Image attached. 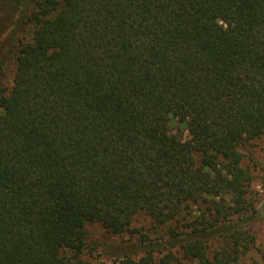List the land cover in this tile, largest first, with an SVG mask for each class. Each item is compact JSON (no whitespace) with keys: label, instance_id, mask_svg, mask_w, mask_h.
<instances>
[{"label":"trees","instance_id":"1","mask_svg":"<svg viewBox=\"0 0 264 264\" xmlns=\"http://www.w3.org/2000/svg\"><path fill=\"white\" fill-rule=\"evenodd\" d=\"M27 21L0 87V264H103L94 224L150 241L113 264L237 263L256 241L240 147L264 134V0H35Z\"/></svg>","mask_w":264,"mask_h":264},{"label":"rangeland","instance_id":"2","mask_svg":"<svg viewBox=\"0 0 264 264\" xmlns=\"http://www.w3.org/2000/svg\"><path fill=\"white\" fill-rule=\"evenodd\" d=\"M34 6L35 0L29 1L26 15L23 16L16 10L13 0H0V87L12 86L16 69L15 55L19 42L29 40L34 31L33 23L26 22V16ZM170 128L173 133L187 138V130L177 119L171 121ZM240 151L243 154L244 166L254 175L251 192L256 212L249 227L254 232L256 241L235 264H264V134L245 141ZM134 226L141 228L149 238L158 237L146 216H137L133 222ZM89 233L93 250L86 256L103 264H113L126 255L139 258L150 244V241L147 242L148 245L143 243L140 234L131 232L114 234L100 224L90 225Z\"/></svg>","mask_w":264,"mask_h":264}]
</instances>
